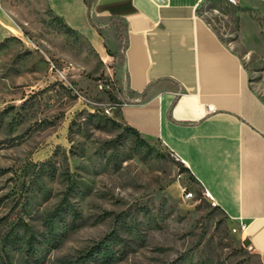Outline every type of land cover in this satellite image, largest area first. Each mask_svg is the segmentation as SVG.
Masks as SVG:
<instances>
[{"label":"rangeland","instance_id":"rangeland-1","mask_svg":"<svg viewBox=\"0 0 264 264\" xmlns=\"http://www.w3.org/2000/svg\"><path fill=\"white\" fill-rule=\"evenodd\" d=\"M240 11L201 9L263 91L264 25L246 41ZM114 92L45 0H0V264H261L185 165L120 121Z\"/></svg>","mask_w":264,"mask_h":264},{"label":"crops","instance_id":"crops-1","mask_svg":"<svg viewBox=\"0 0 264 264\" xmlns=\"http://www.w3.org/2000/svg\"><path fill=\"white\" fill-rule=\"evenodd\" d=\"M207 1L45 0L112 71L120 121L183 163L264 264V90L202 15ZM235 6L247 41L264 0Z\"/></svg>","mask_w":264,"mask_h":264},{"label":"built area","instance_id":"built-area-1","mask_svg":"<svg viewBox=\"0 0 264 264\" xmlns=\"http://www.w3.org/2000/svg\"><path fill=\"white\" fill-rule=\"evenodd\" d=\"M228 2L230 4H233V5H237L238 4V0H228ZM121 106H122L121 103H115L114 105H112V107L115 108V109H117L118 107L121 108ZM211 109L212 108H209L210 111H211ZM184 193L186 195V198H188V199H191V198L194 197V193H192V192L185 191ZM203 194L213 202V197H212L211 193L207 189L203 190ZM244 229H245V225L243 223H240L238 228H234L233 229V232L236 233V232H238V230H244Z\"/></svg>","mask_w":264,"mask_h":264},{"label":"trees","instance_id":"trees-1","mask_svg":"<svg viewBox=\"0 0 264 264\" xmlns=\"http://www.w3.org/2000/svg\"><path fill=\"white\" fill-rule=\"evenodd\" d=\"M111 99L113 100V101H117L116 100V98L114 97V96H112L111 97ZM116 110H120V108L118 107ZM127 127V129H130V130H133L131 127H129V126H126ZM134 131V130H133ZM135 132V131H134ZM136 133V132H135ZM100 251V250H99ZM100 257H103L104 258V260H106V259H108V256L107 255H105V254H103L102 256H100Z\"/></svg>","mask_w":264,"mask_h":264},{"label":"water","instance_id":"water-1","mask_svg":"<svg viewBox=\"0 0 264 264\" xmlns=\"http://www.w3.org/2000/svg\"><path fill=\"white\" fill-rule=\"evenodd\" d=\"M245 244H248V243H245Z\"/></svg>","mask_w":264,"mask_h":264}]
</instances>
